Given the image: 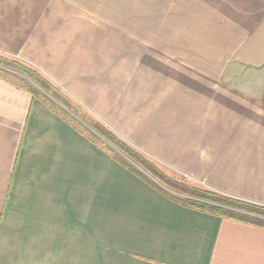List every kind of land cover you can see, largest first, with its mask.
I'll use <instances>...</instances> for the list:
<instances>
[{"label":"crops","instance_id":"1","mask_svg":"<svg viewBox=\"0 0 264 264\" xmlns=\"http://www.w3.org/2000/svg\"><path fill=\"white\" fill-rule=\"evenodd\" d=\"M99 7L0 0V54L160 168L264 206V0ZM0 264H264V228L166 198L0 77Z\"/></svg>","mask_w":264,"mask_h":264},{"label":"trees","instance_id":"2","mask_svg":"<svg viewBox=\"0 0 264 264\" xmlns=\"http://www.w3.org/2000/svg\"><path fill=\"white\" fill-rule=\"evenodd\" d=\"M3 67L25 73L41 88V92L29 86L23 80L9 74L2 69ZM0 77L28 90L34 97L42 100L46 105L50 106V108L72 124L80 133L90 139L95 145L106 151L116 162L156 189L166 198L192 209L215 214L220 217L239 220L264 228V206L230 197L218 192L189 187L187 184L182 183L177 179L168 177L155 165H152L149 161L145 160L140 154H138V152H136V150L113 135L105 126L90 117L86 111L61 93L58 88L44 80L35 71L24 67L11 59L0 56ZM48 96L55 98L60 105L53 103ZM106 140L126 156L131 158L134 163L142 166V168L151 173L154 178L167 185V188H162L161 186H158V184L142 176L138 170L132 168L116 155V153L104 143ZM175 192H180L187 197L183 195L179 196Z\"/></svg>","mask_w":264,"mask_h":264},{"label":"rangeland","instance_id":"3","mask_svg":"<svg viewBox=\"0 0 264 264\" xmlns=\"http://www.w3.org/2000/svg\"><path fill=\"white\" fill-rule=\"evenodd\" d=\"M93 2H95V3H100V4H104V6L105 7H99L100 9H101V13L103 12V13H105L104 15L106 16V0H92ZM99 8H90V10H94L95 12L97 11V10H100ZM0 56H3V57H5V58H7V59H11V60H13V61H15V62H17V63H19V64H21V65H23L24 67H27V68H29V69H31V70H33V71H35L38 75H40L44 80H46L47 82H49L51 85H53V86H55L54 84H52L50 81H48L45 77H43L41 74H39L36 70H34L33 68H31L30 67V65H28L27 63H24L21 59H20V57L19 56H6V55H3V54H0ZM2 69H4L6 72H8L9 74H12V75H14L15 77H17L18 79H21V80H23L25 83H27L29 86H31L32 88H34L35 90H38V91H40L41 90V88L29 77V76H27L25 73H22V72H20V71H17V70H13V69H10V68H6V67H3ZM56 87V86H55ZM57 88V87H56ZM41 92V91H40ZM61 93H63V92H61ZM64 94V93H63ZM65 95V94H64ZM66 96V95H65ZM49 97V99L53 102V103H55V104H57V105H60V103L58 102V101H56L55 100V98H53V97H50V96H48ZM66 97H68V96H66ZM69 98V97H68ZM70 99V98H69ZM71 100V99H70ZM72 101V100H71ZM74 102V101H73ZM75 103V102H74ZM78 105V104H77ZM78 106H80V105H78ZM81 107V106H80ZM82 108V107H81ZM84 111H86L84 108H82ZM87 113V112H86ZM88 114V113H87ZM90 117H92L93 119H95L96 121H98L96 118H94L93 116H91L90 114H88ZM100 124H101V122L100 121H98ZM101 125H103V124H101ZM104 126V125H103ZM106 129H108V128H106ZM109 130V129H108ZM110 131V130H109ZM111 132V131H110ZM113 135H115L113 132H111ZM116 136V135H115ZM116 137H118V136H116ZM118 139H120L119 137H118ZM122 142H124L125 144H127L125 141H123L122 139H120ZM110 149H112L115 153H116V155H118L122 160H124L127 164H129L132 168H135L136 170H138V172L142 175V176H144L145 178H147V179H149V180H151V181H153L154 183H156V184H158V186H161L162 188H167V185H165L163 182H161L160 180H157L156 178H154L153 176H152V174L151 173H149L148 171H146L144 168H142V166H140V165H138V164H136V163H134L132 160H131V158H129L128 156H126L124 153H122L119 149H117V148H115L110 142H108L107 140H106V142H104ZM128 146H130L129 144H127ZM131 147V146H130ZM131 148H133V147H131ZM134 149V148H133ZM135 150V149H134ZM136 152H138V151H136ZM138 154H140L145 160H147V161H149L152 165H155L152 161H150L147 157H145L144 155H142L141 153H139L138 152ZM157 168H159L164 174H166L168 177H170V178H174V179H177V180H179V181H181L182 183H185V184H187L189 187H195V188H197V189H201V190H206V191H211V190H209V189H206V188H204V187H202V185H200V184H197V183H195V182H193V181H190V179H189V177L190 176H188V175H186V174H175V173H172L171 171L169 172V171H166V170H164V169H162V168H160L159 166H157V165H155ZM169 190V189H168ZM212 192H214V191H212ZM176 194H178L179 196H182L183 194L182 193H180V192H175ZM183 196H185V197H187L186 195H183Z\"/></svg>","mask_w":264,"mask_h":264}]
</instances>
